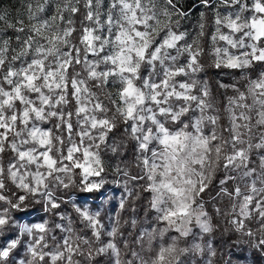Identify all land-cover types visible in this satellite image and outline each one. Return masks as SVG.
Masks as SVG:
<instances>
[{
    "label": "snow or ice",
    "instance_id": "snow-or-ice-1",
    "mask_svg": "<svg viewBox=\"0 0 264 264\" xmlns=\"http://www.w3.org/2000/svg\"><path fill=\"white\" fill-rule=\"evenodd\" d=\"M199 2L213 15L211 67L245 81L243 90L218 82L234 93L220 103L198 78L204 12L191 43L174 0H28L14 20L0 12V232L37 197L61 221L18 225L31 238L20 264H190L196 255L212 264L215 249L198 240L216 230L214 216L264 249V71L250 75L264 64V0ZM129 141L139 172L117 167L119 207L142 187L151 230L134 218L127 236L119 220L106 230L99 213L76 207L77 231L55 189H100L102 153L120 155ZM21 243L0 245V264Z\"/></svg>",
    "mask_w": 264,
    "mask_h": 264
},
{
    "label": "rangeland",
    "instance_id": "rangeland-1",
    "mask_svg": "<svg viewBox=\"0 0 264 264\" xmlns=\"http://www.w3.org/2000/svg\"><path fill=\"white\" fill-rule=\"evenodd\" d=\"M28 0H0V12H5L8 14L10 20H14L18 16H21L24 13V6ZM179 7V9L183 12H186L187 15L183 17H176L180 20L181 31H187L189 33L188 42L191 43L192 38L198 35L199 27L198 25L201 22L200 14L201 12L205 13V35L201 38V43L205 48V54L201 57V63L204 64L205 71L203 73L198 74L199 79H207L212 84L213 94L216 97L218 103L223 100L224 94L231 96L233 95V91L231 88L229 89H221L217 88L216 85L218 82H222L224 84H232L235 82L238 87L243 90L244 79L240 76L238 72H236L232 76H220L218 75V70L211 67V57L208 55L209 44H210V36L213 31V15L211 9H206L203 7L199 0H174ZM186 5L189 8L185 7ZM12 35V30H8V36ZM3 38H7L6 36ZM183 60V58H182ZM261 71H264V64L256 65L254 70L250 73L253 77ZM113 135L119 137L120 130L118 129L116 133ZM120 155L113 154L111 152L102 153V158L104 162L105 172L102 174L103 179L105 181L104 185L98 189L93 190L92 192L84 191L80 187H72L69 189L57 188L55 189V196L60 200H63L64 203L61 205L60 212L65 214L66 217L70 218L73 222V226L76 227L75 216L79 219L80 217L75 211L76 207H80L83 209H88L91 213H99V219L106 226V230H110L113 223L116 220H119L120 225L122 224L120 221V214L124 210H128L130 208V215L127 218L136 219L137 225L139 228L151 230V227L155 223L154 217L156 213L154 211L149 210V200L151 194L148 192H144L142 187H137V191L140 193V199L142 200V207L139 204L138 200H129L126 203L125 209L121 210L119 207L120 200L125 193V185L124 178L118 175L116 169L117 167H127L128 171L135 175L139 172V169L135 167V159L133 152V142H127V146L120 150ZM143 184V182H141ZM133 187H136L133 185ZM88 193L92 195L89 196ZM40 198L37 197L35 200H28L22 211L11 212V216L15 223H10L2 232H0V245L5 244L6 242L16 239L19 236L22 243L18 245L17 249H15L12 255L9 257L7 264H20V261L27 258L28 254L26 251L27 243L30 241V237L27 235H21L19 232L18 225L23 224H34L41 223L43 221H48L49 226L51 227L53 221L55 223H60V219L58 217H54L51 213H46L44 210V205L42 202H39ZM141 203V202H140ZM228 201L225 199L218 206L222 209L225 208L227 211ZM0 206L7 207L6 204L0 202ZM133 208H135V212H133ZM143 208V210H140ZM140 210L141 217L137 220V212ZM36 211V212H35ZM35 212V213H34ZM30 213V215H29ZM34 213V214H33ZM32 214V215H31ZM227 219H230L227 218ZM227 219L225 222H227ZM228 223V222H227ZM129 226V231L124 232L127 236L129 232H134L135 230ZM232 228V232L236 233L240 238L238 241L244 242L247 240H252L253 238L234 230V228L229 224ZM252 227L253 225H249ZM82 227H80L81 229ZM77 231L80 229L77 228ZM233 233V235H234ZM59 235V233H55ZM90 235V233H89ZM214 233H211L203 238V240H198V242H210L212 247ZM235 236V235H234ZM105 241L108 239L106 236L102 237ZM191 242V241H190ZM215 249V248H214ZM107 257H99L96 261V264H106ZM192 261L197 264H206L207 257L196 255ZM191 262V261H190ZM234 264H250L245 263V261L236 260Z\"/></svg>",
    "mask_w": 264,
    "mask_h": 264
},
{
    "label": "trees",
    "instance_id": "trees-1",
    "mask_svg": "<svg viewBox=\"0 0 264 264\" xmlns=\"http://www.w3.org/2000/svg\"><path fill=\"white\" fill-rule=\"evenodd\" d=\"M185 7L189 8L188 5H186ZM88 194L89 196L92 195L91 193ZM139 204L144 207L140 198ZM140 210H143V208H140ZM140 210L136 214L137 220L141 217ZM208 210L210 212L212 211L211 206H208ZM222 210L226 211V209L223 207ZM130 213L131 212L129 208L127 211L124 210V212L122 211L120 214V221L122 223L121 230L123 232L129 231V226L125 224V221H127ZM225 220L226 218L223 216H214V223L215 225H217V227L213 232L214 236H212V238L216 256L212 258V264H228V262H230V264H234V261L236 260L245 261V263L250 264H264V249L255 247L252 240H247L244 242L238 241L240 237L237 236L234 231L232 232V228L227 222H225ZM75 223V226L77 228L80 229V227H82L81 222L76 216ZM233 233L235 236L233 235ZM190 264L197 263L191 260Z\"/></svg>",
    "mask_w": 264,
    "mask_h": 264
}]
</instances>
